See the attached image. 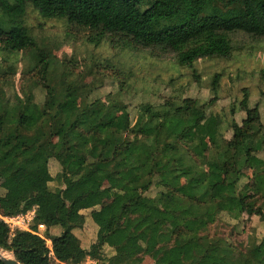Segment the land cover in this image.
Instances as JSON below:
<instances>
[{
	"label": "trees",
	"instance_id": "16d2710c",
	"mask_svg": "<svg viewBox=\"0 0 264 264\" xmlns=\"http://www.w3.org/2000/svg\"><path fill=\"white\" fill-rule=\"evenodd\" d=\"M10 1L7 6L0 0L5 14L20 19L30 5L44 19H64L90 31V42L114 38L130 51L157 52L159 59L172 55L178 69L229 59L234 33L264 40V0ZM32 48L34 38L21 23L9 31L0 27V52L17 55ZM28 65L30 73L41 74L36 88L44 95L42 104L32 93L11 100L0 83V172L16 188L15 202L0 195V217L35 209L31 230L44 225L51 250L32 232L11 233L0 218L1 249L19 264L74 263L81 247L73 230L88 216L95 229L91 257L101 260L103 250L110 252L103 264H140L143 257L153 264H264V235L240 247L205 233L223 218L238 220L231 216L238 206L245 217L264 224V159L259 158L264 120L246 88L229 115L210 111L218 98L201 102L171 95L158 105H137L132 118L117 101L107 106L94 100L80 108L75 88L49 83L50 54L40 50ZM9 69L15 76L16 69ZM260 75L264 80V69ZM220 78L215 74L210 80L214 97ZM121 110L126 119L120 118ZM239 113L244 118L237 122ZM56 126L64 131L60 143L53 140ZM199 127L207 132L194 133ZM253 158L262 162L246 179L243 171ZM52 160L59 165L55 176L49 171ZM180 170L190 175L187 184ZM212 175L221 181L214 182ZM105 184L109 193L101 198ZM246 186L257 194L246 195ZM129 192L138 194L128 198ZM65 193L73 196L69 205ZM168 199L172 204L163 209ZM72 212L79 214L77 222L71 221ZM53 227L60 228L59 237H49Z\"/></svg>",
	"mask_w": 264,
	"mask_h": 264
},
{
	"label": "rangeland",
	"instance_id": "374dc122",
	"mask_svg": "<svg viewBox=\"0 0 264 264\" xmlns=\"http://www.w3.org/2000/svg\"><path fill=\"white\" fill-rule=\"evenodd\" d=\"M5 5H11L10 0H2ZM21 23L35 41V48L17 55H7L0 52V83L6 95L11 100L17 94L32 93L35 101L42 104L43 93L36 84L41 82V74L36 69L30 73L28 62L34 55L42 50L53 58V66L48 81L51 85L60 86L68 84L78 93L79 107L84 108L94 100H100L107 106L114 101L122 102L132 118L135 116L136 106L142 103L158 105L171 95L196 98L201 102L209 99L215 104L212 113L225 112L229 115V108L234 101L242 98V89L246 88L252 105L257 104L261 109L264 120V80L261 71L264 69V40L247 36L244 33L229 35L233 47L229 59H211L197 62L192 69H178L172 55L159 59L157 52L149 50L130 51V48L120 41L112 38L99 43L90 42L92 33L62 19L47 20L30 5L27 6L25 15L18 16L5 14L0 8V27L6 31ZM126 44V43H124ZM129 50V51H128ZM152 53V55H151ZM9 68L16 69L15 76ZM215 74H221L219 89L216 97L210 91V80ZM194 75L196 76L194 78ZM128 86L126 88V85ZM119 116L126 119V111L121 110ZM244 114L235 115V120L240 122ZM256 130V127H254ZM194 133H206L204 127L196 128ZM54 142L62 141L64 131L56 126L53 130ZM230 135L227 134V138ZM2 142L0 141V146ZM202 147L208 149L207 140L202 141ZM264 159V154L259 155ZM254 163V162H253ZM59 165L55 160L49 164L50 173L55 176ZM245 178L251 172L244 169ZM181 181L187 184L190 180L184 170H180ZM212 177V176H211ZM214 182L220 177L213 176ZM54 184L51 185L53 188ZM0 195L10 201H16V188L8 176L0 172ZM109 185L105 184L100 190L101 198H106ZM243 191L249 193L247 186ZM136 192H129L128 198L134 197ZM155 192H151L154 196ZM73 196L64 194L67 205ZM170 202H168L169 204ZM167 204V205H168ZM165 204V207H168ZM71 221L77 222L79 215L72 212ZM20 222V220H18ZM177 219L171 228H175ZM31 227V226H30ZM89 233L87 242H93L95 229L88 216L85 217L81 229ZM60 229V228H59ZM80 232H83L82 230ZM211 236L225 237L234 246L243 247L247 239L264 235V225L257 219L247 217L232 220L223 218L211 226L206 232ZM45 232L42 233L45 237ZM79 234V232H77ZM50 241V240H49ZM51 242V241H50ZM88 245V243H87ZM90 250V248H89ZM99 264L104 258L110 256L108 250L104 251ZM140 264H153L149 257H143Z\"/></svg>",
	"mask_w": 264,
	"mask_h": 264
},
{
	"label": "crops",
	"instance_id": "0c3cea01",
	"mask_svg": "<svg viewBox=\"0 0 264 264\" xmlns=\"http://www.w3.org/2000/svg\"><path fill=\"white\" fill-rule=\"evenodd\" d=\"M200 128V127H199ZM254 162V163H253ZM261 160L260 159H257V158H253L251 160V163H250V166L247 168V171H250L251 174H252V167H254L255 165H258V164H261ZM251 174H250V177H251ZM213 176H217V177H220V180L219 181H216V182H220L221 181V176L219 175H212ZM249 191V193H245L246 195H256L257 194V190L256 189H252L250 187H247ZM168 202H170L168 204ZM165 204L168 206V207H165ZM172 204V201L170 199L164 201L161 205V207L163 209H168ZM75 213V212H74ZM78 214V213H76ZM79 215V214H78ZM231 216L234 218V219H240V218H243L245 217V215L241 212V209L240 207L238 206L232 213H231ZM72 219V218H71ZM35 222V220H34ZM34 222L32 224H34ZM174 223V222H173ZM172 223V224H173ZM171 224V226H172ZM262 225H264L262 223ZM83 231V232H80V231ZM75 229L73 230V234L74 236L79 240L80 242V247H81V253L79 255L76 256V259L78 260H82L84 259L86 256H89L91 257V245L93 244V242H87L88 241V237H90L89 233H86V230L85 228L84 229ZM45 231H46V228H45ZM44 231V232H45ZM77 232H79V234H77ZM60 236V229L58 227H53L49 230V237L51 238H56V237H59ZM49 241V240H48ZM88 243V245H87ZM90 248V250H89ZM106 250H103L102 252H104ZM93 258V257H91ZM95 259V258H94ZM96 261L99 263V261L96 259Z\"/></svg>",
	"mask_w": 264,
	"mask_h": 264
},
{
	"label": "built area",
	"instance_id": "2783aa9c",
	"mask_svg": "<svg viewBox=\"0 0 264 264\" xmlns=\"http://www.w3.org/2000/svg\"><path fill=\"white\" fill-rule=\"evenodd\" d=\"M0 218L9 227L11 233L17 229L32 232L30 226H32V223L36 218V213H35V209H32L31 211L25 214H19L14 217H0ZM18 220H20V222H18ZM44 231H45L44 225H37L36 232H32V233L44 239L47 243L49 250H51V242L46 240L42 235ZM69 264H99V263L96 261V259L86 256L82 260H76L74 263H69Z\"/></svg>",
	"mask_w": 264,
	"mask_h": 264
},
{
	"label": "water",
	"instance_id": "95a60500",
	"mask_svg": "<svg viewBox=\"0 0 264 264\" xmlns=\"http://www.w3.org/2000/svg\"><path fill=\"white\" fill-rule=\"evenodd\" d=\"M3 252H6V251H4L3 249L0 248V261H2L3 264H19V262H17L14 257H13V259L5 258L2 255Z\"/></svg>",
	"mask_w": 264,
	"mask_h": 264
},
{
	"label": "bare ground",
	"instance_id": "6f19581e",
	"mask_svg": "<svg viewBox=\"0 0 264 264\" xmlns=\"http://www.w3.org/2000/svg\"><path fill=\"white\" fill-rule=\"evenodd\" d=\"M2 255L7 258V259H13V255H11L10 253L8 252H3Z\"/></svg>",
	"mask_w": 264,
	"mask_h": 264
}]
</instances>
